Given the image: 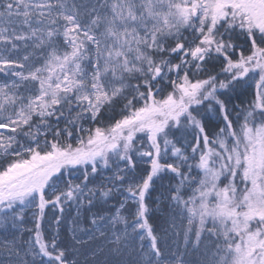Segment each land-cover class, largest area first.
Masks as SVG:
<instances>
[{
    "label": "snow or ice",
    "instance_id": "1",
    "mask_svg": "<svg viewBox=\"0 0 264 264\" xmlns=\"http://www.w3.org/2000/svg\"><path fill=\"white\" fill-rule=\"evenodd\" d=\"M0 264H264V0H0Z\"/></svg>",
    "mask_w": 264,
    "mask_h": 264
},
{
    "label": "trees",
    "instance_id": "2",
    "mask_svg": "<svg viewBox=\"0 0 264 264\" xmlns=\"http://www.w3.org/2000/svg\"><path fill=\"white\" fill-rule=\"evenodd\" d=\"M49 215H51V209H49ZM29 226H31V224H29ZM44 227H45V229H47L48 224L45 223ZM25 239H27V234H25Z\"/></svg>",
    "mask_w": 264,
    "mask_h": 264
}]
</instances>
